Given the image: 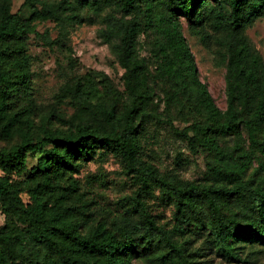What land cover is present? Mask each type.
Returning a JSON list of instances; mask_svg holds the SVG:
<instances>
[{"label":"trees","instance_id":"obj_1","mask_svg":"<svg viewBox=\"0 0 264 264\" xmlns=\"http://www.w3.org/2000/svg\"><path fill=\"white\" fill-rule=\"evenodd\" d=\"M12 1L0 0L4 139L13 136L18 124L26 128L30 121L11 110L12 98L28 95L31 86L30 35L41 36L47 46H65L49 32L40 35V23L60 16L78 22L87 9L106 12L101 37L125 70L126 93L106 87L92 106L97 91L93 78L65 84L57 98H73L78 106L76 123L67 133H25L12 148L0 147V168L6 174L25 171L29 153L42 154L22 182L0 176V213L23 222L15 228L0 225V264H138V259L146 264H206L189 239L199 232L208 233L230 263L251 264L249 253L256 260L264 252V57L247 31L264 18V0H26L28 17L14 13ZM141 15L158 35L159 75L173 91L166 100L187 122L179 134L194 149L208 152L212 182L162 174L141 158L145 121L156 98L139 53ZM182 19L217 65L226 67L225 110L200 79ZM84 115L91 121H84ZM103 150L121 160L124 173L138 186L119 201L122 211L114 215L111 227L106 221L90 224L75 178ZM25 192L28 203L22 198ZM156 192L174 208L170 228L158 223L149 209L147 200Z\"/></svg>","mask_w":264,"mask_h":264},{"label":"rangeland","instance_id":"obj_2","mask_svg":"<svg viewBox=\"0 0 264 264\" xmlns=\"http://www.w3.org/2000/svg\"><path fill=\"white\" fill-rule=\"evenodd\" d=\"M43 2H58L60 0H42ZM26 0H13L12 11L20 12L22 16L30 15V7L25 6ZM41 8V6H39ZM104 11L87 9L78 22H68L65 16H60L38 26L39 34L49 32L53 39L61 38L64 47L47 46L41 36L30 35L27 52L31 55V86L28 95L14 96L11 100L13 114L20 118H29L26 128L17 125L16 132L10 138L4 139L0 134V147L10 149L21 142L25 133L45 136V132L65 134L68 132L78 111L73 98L60 101L57 95L62 86L74 83L87 77L93 78L97 91L93 94L91 105H96L105 95V88L110 87L126 93L124 82L125 70L119 64L111 45L101 37ZM143 32L139 38V53L146 60L150 72V82L156 94L153 114L146 117L145 131L142 135L141 158L153 163L162 174H175L178 178L191 181L212 182L213 172L208 168L210 156L203 148L194 149L187 139L179 134L187 122L176 107L169 104L167 93L172 89L167 81L159 75L160 57L158 54V35L153 28L146 25L143 15ZM184 34L194 54L198 73L203 83L207 84L216 104L222 109L227 108L226 67L216 63L214 54L203 46L197 36L191 34L188 25L182 19ZM247 34L255 47L264 57V18L249 28ZM121 110V105L119 106ZM59 116L65 123L55 119ZM84 121H91L87 115ZM193 121V115L188 116ZM44 145V148H48ZM42 154L34 151L28 154L26 170L6 174L0 168V176H8L14 182H22L30 168L37 165ZM75 178L79 180L81 192L87 202L90 224L106 221L111 227L113 217L122 211L119 201L132 195L138 188L137 184L124 173L120 159L109 151H101L93 162L87 163ZM25 203L30 202V196L22 194ZM151 213L158 223L170 228L174 224V208L162 199L156 192L148 200ZM0 225L12 228L23 226L17 218H10L0 213ZM85 230V228H84ZM189 239L200 252L201 261L206 264H233L222 257L206 232L191 234ZM262 247H259L261 249ZM248 250L243 254L247 258ZM250 255L251 264H264V252L256 254V260ZM252 260V261H251ZM138 264H146L142 260Z\"/></svg>","mask_w":264,"mask_h":264}]
</instances>
